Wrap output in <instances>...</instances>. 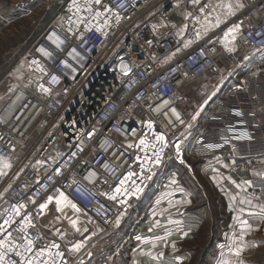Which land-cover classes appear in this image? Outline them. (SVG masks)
Returning <instances> with one entry per match:
<instances>
[{"label":"built area","instance_id":"1","mask_svg":"<svg viewBox=\"0 0 264 264\" xmlns=\"http://www.w3.org/2000/svg\"><path fill=\"white\" fill-rule=\"evenodd\" d=\"M180 1L61 0L26 48L25 74L0 100V158L10 165L0 188L4 264H25L40 249L37 264L49 250L63 254L56 264L84 263L45 233L49 197L63 193L112 230L133 202L163 189L170 164L192 171L198 161L260 154L264 0ZM156 16L167 46L152 51L138 33ZM202 76L212 93L193 124L183 90ZM250 186L264 197V177Z\"/></svg>","mask_w":264,"mask_h":264},{"label":"rangeland","instance_id":"2","mask_svg":"<svg viewBox=\"0 0 264 264\" xmlns=\"http://www.w3.org/2000/svg\"><path fill=\"white\" fill-rule=\"evenodd\" d=\"M60 1L0 0V100L3 99L10 80L25 74L23 57L26 48L39 34L44 24L55 18ZM180 3H183L182 0ZM138 36L140 43L149 50L167 46L163 42L167 36L166 24L158 16L150 20ZM211 90L212 85L207 76L195 79L183 90L185 104L193 112L191 118L193 124L197 119H202L208 111L209 107L205 108L202 105L211 96ZM5 164L7 162L0 158V188L4 185L3 179L10 170V167H4ZM173 165L176 166L174 170L181 174L179 180H182L192 196L191 203L180 204L185 207L182 213H188V216L194 215V218L197 214L202 219V228L198 234L192 232L191 240L186 241L187 250L185 247L180 249L182 254L188 256L187 261H181L175 255L171 257L169 252L161 260H155L151 253L152 241L142 244L143 240L147 241V238L151 237L153 224L159 216L155 213L150 214V226L141 230L143 235L137 232L139 225L143 221L147 222L145 218L149 215L151 207L162 208L160 205L163 202L155 203L159 198V196L155 197L157 195L155 190L151 191L154 195L149 193L151 196L149 195V199L144 202L147 209L144 215L137 214L135 219L128 220L130 211L112 230H106L101 222L88 216L69 199L76 208L71 205H58L57 200L51 201L46 203L45 208L40 207V220L45 233L60 239L69 255L82 258L83 264H88L89 261L98 264H264L263 208L255 209L258 218L254 222H248L251 225L249 229L242 223L244 221L242 215L245 214L241 211L236 214V211L227 208L221 194L212 184L211 172L208 173L203 167L201 168V163H196L194 172H190L182 165L172 163L171 166ZM167 172L162 175V179L164 177L169 179L168 176L172 172L169 170ZM171 181L174 184L175 177ZM199 183L203 185L202 188L198 186ZM174 188L171 187V191H174ZM4 189H1L0 198ZM172 193L177 195L175 192ZM181 200L183 201L184 198ZM138 202V200L133 202V207L139 205ZM160 220V223H164L167 219L165 217ZM72 221L76 223L73 224ZM163 231L164 228L161 227L160 233ZM171 239L168 235L158 239L160 247L169 248ZM76 245H81L78 251L75 250ZM237 248L242 249L239 256L236 255Z\"/></svg>","mask_w":264,"mask_h":264},{"label":"crops","instance_id":"3","mask_svg":"<svg viewBox=\"0 0 264 264\" xmlns=\"http://www.w3.org/2000/svg\"><path fill=\"white\" fill-rule=\"evenodd\" d=\"M196 163H201V168L203 167V169H205L208 173L211 172L210 175L212 184L214 187H216V191L221 194V197L226 203L228 209H233L236 211V214L240 213L241 211V213L245 214L242 215V218L244 221H247V223L250 221L254 222L255 219L258 218L255 215L257 212L255 209H264V197H258L252 186H250L251 183L249 184L246 182H251L253 179L264 177V145L260 148V154H248L247 156H244V158L239 159L228 158L212 165H208L200 161ZM171 165L172 164H170V166L165 169V174L168 173V170L169 172H172V174L168 176L169 179H167L166 183L164 184L165 187H162L163 189L160 191H155L157 194L155 197L159 196L160 198H158L160 201L157 199L155 203L163 202L161 203L162 205H160L162 208L159 209L155 206L151 207L149 209V215L145 218L147 222L143 221L142 224L139 225V230L137 232L140 235L144 234L141 230L144 229V227L150 226V214L155 213L159 216V219L155 220L157 224L152 223V235L150 238H147V241L143 240L142 244H145V242H150V240L152 241L153 246L151 253H153L155 260H161L162 257H164L166 253L169 252L168 254L171 255V257L175 255L181 261H187L188 256L182 254L183 252H181L180 249L185 247V250H187L186 241L191 240L190 238L192 237V232H197L196 234H198L202 228V219L201 217L197 216V214H195L194 218V215L188 216V213H182L185 207L182 205L180 206V204L191 203L192 196L188 192V189L185 187L182 180H179L181 179V174L174 170L176 166ZM193 170L190 172H194ZM174 177L175 182L173 184L171 179ZM238 185L239 187H237ZM173 186L175 187L174 191H171L170 188ZM198 186L202 188L203 185L199 183ZM172 192H175L177 195H174ZM150 193L154 195V192ZM149 195L150 194H148L144 200L142 199L139 201V205L136 204V206L132 208L128 220L135 219L137 214H145L147 209L144 205V202L149 199ZM182 198H184V200L180 201ZM248 201L251 203H248ZM160 210L165 211L162 212ZM165 217L167 220L164 223H160V219ZM166 225L168 226L165 228ZM161 227L164 228V231L160 233ZM166 235L172 239L169 241V248L164 249L160 247V242H158V239H161ZM157 245H159V247H157ZM88 264L98 263L95 261H89Z\"/></svg>","mask_w":264,"mask_h":264},{"label":"snow or ice","instance_id":"4","mask_svg":"<svg viewBox=\"0 0 264 264\" xmlns=\"http://www.w3.org/2000/svg\"><path fill=\"white\" fill-rule=\"evenodd\" d=\"M96 2L99 3V0H96ZM229 7H231V6H229ZM97 15L99 16L100 13H97ZM230 31H231V30H230ZM42 51H43V50H42ZM173 111H175V110L173 109ZM158 139L161 140V141H163V140H164V137L161 135V136L158 137ZM141 143H143V141H141ZM177 150L179 151V147H177ZM4 167H10V165L5 164ZM246 183H249V184H250L251 182L249 181V182H246ZM237 187H239V185H238ZM117 191H119V189H117ZM112 198L115 199V196H113ZM51 200H52V198L49 197V201H48V202H51ZM56 203H57L58 205H61V204L71 205V207L76 208V205H75V204H72V202L69 201L68 198L65 197V196L63 195V193H61V197L57 199ZM248 203H251V202L248 201ZM46 206H47L46 204H42L40 207H41V208H45ZM16 211H17V213H18L19 210L17 209ZM77 211H79V209H77ZM262 211H264V209H262ZM5 223H7V221H6ZM72 223L75 224L76 222H75V221H72ZM242 223H243L247 228H249V229L251 228V225H249V224L247 223V221H243ZM27 226H31V220H30V219H28V220L25 221V226H22L20 230H21V231H26V227H27ZM5 243H6L5 241H0V264H4V256H3V248H2V246H3ZM23 247H24V252H25V253H26V252H30L31 249H32V247H33V241H32V240H27L26 244H25ZM58 247H59V246L56 245V244H52V245H50V248H58ZM80 247H81V245H76V246H75V250L78 251ZM7 250H8V251H12L13 248H12L11 246H9ZM241 251H242L241 248H237V249H236V255L239 256ZM44 253H45V249H40L39 252L36 253V256H35V257L26 259V260H25V264H37V259H38L40 256H43ZM17 255H20L22 259H25V257H24V253L17 252ZM62 255H63V254L60 253V252H56L55 254H53V253L49 250V252H48V260H46V261L44 262V264H49V262H50V264H56L55 259H54V256H62ZM161 255H162V253H161ZM11 264H15V262H11Z\"/></svg>","mask_w":264,"mask_h":264},{"label":"water","instance_id":"5","mask_svg":"<svg viewBox=\"0 0 264 264\" xmlns=\"http://www.w3.org/2000/svg\"><path fill=\"white\" fill-rule=\"evenodd\" d=\"M171 4L167 2L166 9L170 8Z\"/></svg>","mask_w":264,"mask_h":264},{"label":"bare ground","instance_id":"6","mask_svg":"<svg viewBox=\"0 0 264 264\" xmlns=\"http://www.w3.org/2000/svg\"><path fill=\"white\" fill-rule=\"evenodd\" d=\"M235 4H236V2H235ZM176 9H177V8H176ZM176 9H175V10H176ZM1 180H2V179H1ZM107 230H108V229H107Z\"/></svg>","mask_w":264,"mask_h":264}]
</instances>
